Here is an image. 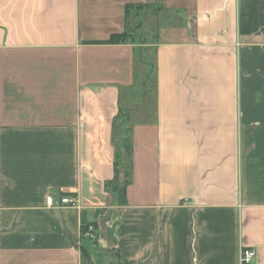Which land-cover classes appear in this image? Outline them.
Instances as JSON below:
<instances>
[{"label": "crops", "instance_id": "crops-1", "mask_svg": "<svg viewBox=\"0 0 264 264\" xmlns=\"http://www.w3.org/2000/svg\"><path fill=\"white\" fill-rule=\"evenodd\" d=\"M157 6L154 118L134 121L125 204L112 123ZM139 72V69L137 70ZM60 195L74 206H48ZM93 225L95 240L81 237ZM264 264V0H0V264Z\"/></svg>", "mask_w": 264, "mask_h": 264}, {"label": "trees", "instance_id": "trees-1", "mask_svg": "<svg viewBox=\"0 0 264 264\" xmlns=\"http://www.w3.org/2000/svg\"><path fill=\"white\" fill-rule=\"evenodd\" d=\"M152 12L155 16L159 15L163 11L162 7L157 6H126L125 16L127 21V27L123 34L113 35L108 40L103 42H97V45H112L119 43H130L135 46L134 58H135V81L134 85L129 89L121 90V97L119 98V108L116 117L112 123L111 131V144L113 146V169L114 177L111 181L104 184L105 191L116 196L118 204L124 206L125 204V188L129 182L132 168V127L134 121L138 119L132 118L130 111L127 109L126 104L130 100L136 99L141 101L140 110L144 112V120L148 121L154 118L155 108V95H154V64L153 60L135 43V37L132 30H129V19H134L139 23V14L143 13L144 17L147 12ZM143 17V18H144ZM155 36V29H154ZM139 69V72L137 71ZM151 96L153 100L152 112L145 106L143 101L147 96ZM143 101V102H142ZM134 111L138 110L136 106ZM141 122V121H140ZM143 122V121H142ZM141 122V123H142ZM122 173L124 175L123 183H119L118 176ZM63 195H60V197ZM65 196V195H64ZM89 225L81 227V237L87 231ZM93 226V225H92ZM94 227V226H93ZM95 229V227H94ZM96 236V231H95ZM82 264H89V256L84 248L80 249ZM111 261L109 264H119V253L112 251L110 253Z\"/></svg>", "mask_w": 264, "mask_h": 264}, {"label": "rangeland", "instance_id": "rangeland-1", "mask_svg": "<svg viewBox=\"0 0 264 264\" xmlns=\"http://www.w3.org/2000/svg\"><path fill=\"white\" fill-rule=\"evenodd\" d=\"M139 16V23L134 19H129V30H132V33L135 37V43L137 45H140L139 47L143 49L144 52L147 50V48L150 49L149 46L153 43L154 29L157 25V22H159L160 25H164L171 21H176L173 19L174 17H169V15L155 16L150 11L147 12V15H145V17L143 13H140ZM143 101H145V106L149 109V111L152 112L153 100L151 96L148 95ZM136 106L138 107V110L134 111L133 108H135ZM126 107L130 111L132 118L136 117V119H138L139 121L144 118V112L140 110L141 101H138L136 99H133L132 101L129 100L126 104Z\"/></svg>", "mask_w": 264, "mask_h": 264}, {"label": "built area", "instance_id": "built-area-1", "mask_svg": "<svg viewBox=\"0 0 264 264\" xmlns=\"http://www.w3.org/2000/svg\"><path fill=\"white\" fill-rule=\"evenodd\" d=\"M76 203V200L74 197L71 196H61L56 200V202L53 201L52 198L46 199V204L48 206H52L53 204L55 206H74ZM84 237L89 240H95V229L92 225H89L87 228L86 233L84 234ZM254 251L253 249H242L239 254V263L240 264H249L252 259L254 258Z\"/></svg>", "mask_w": 264, "mask_h": 264}, {"label": "water", "instance_id": "water-1", "mask_svg": "<svg viewBox=\"0 0 264 264\" xmlns=\"http://www.w3.org/2000/svg\"><path fill=\"white\" fill-rule=\"evenodd\" d=\"M118 179H119V183H123L124 175L122 173H120L119 176H118Z\"/></svg>", "mask_w": 264, "mask_h": 264}]
</instances>
